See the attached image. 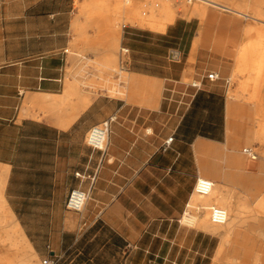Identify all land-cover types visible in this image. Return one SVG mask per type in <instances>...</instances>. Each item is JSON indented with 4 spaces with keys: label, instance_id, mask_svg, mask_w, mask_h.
<instances>
[{
    "label": "crops",
    "instance_id": "1",
    "mask_svg": "<svg viewBox=\"0 0 264 264\" xmlns=\"http://www.w3.org/2000/svg\"><path fill=\"white\" fill-rule=\"evenodd\" d=\"M74 2L0 0V209L4 202L28 246L15 249L8 264L16 254V264L24 256L27 264H211L219 255L264 264V214L257 213L264 138L257 107L227 98L233 63L209 52L210 33L203 27L199 37L195 19L176 20L163 32L124 26L119 44L129 54L120 65L134 84L124 99L92 96L79 74L86 61L105 66L110 41H91V23ZM75 33L95 47L83 48ZM211 71L218 80L205 78ZM39 96L51 100L35 102ZM54 98H64V115L84 98L90 102L63 128L49 116ZM111 117L106 152L90 149L87 132ZM251 144L262 149L257 165L259 156L250 160L239 150ZM198 178L214 184L205 203L230 207V221H237L230 233L210 226L207 211L187 209ZM73 189L88 192L80 213L65 207ZM192 217L193 225L185 223ZM237 241L249 244L236 250Z\"/></svg>",
    "mask_w": 264,
    "mask_h": 264
},
{
    "label": "bare ground",
    "instance_id": "2",
    "mask_svg": "<svg viewBox=\"0 0 264 264\" xmlns=\"http://www.w3.org/2000/svg\"><path fill=\"white\" fill-rule=\"evenodd\" d=\"M80 3L82 7L79 10V16L85 17L86 21L92 25H107L114 33H116L119 27L120 18L128 25L149 29L154 32H163L178 18L185 20L198 19L201 25H206V23L218 20L219 15L217 12L228 13L245 21L251 20L255 25L247 24L245 26V42L238 50L235 63L229 74L228 81L234 80L235 83L237 82V85L228 94L236 99L245 98V101L248 100L247 102L257 107L258 136L261 140L264 138V107H262L261 97V91L264 87V0H239V2H235L234 0H85L83 3L82 1ZM203 27L201 26L202 31L204 30L202 29ZM109 41L111 51L106 55V64L103 66L104 69L101 70L98 77L100 81L108 83L110 82L107 79L109 76V66L117 62L115 50L119 44V38L115 36L110 38ZM213 44L215 47L221 45L217 41L213 42ZM119 54L120 76L123 77V73L128 75V86L130 88L134 84L133 77L120 66L121 48ZM107 90L113 96L116 94V89L112 86H109ZM76 93L79 94L78 91ZM47 99L48 101L51 100L50 97L39 96L35 102L44 103ZM89 102L90 99L84 98L81 107L76 108L70 115H64L61 107L64 103V98H54L53 103L48 105L50 107L49 116L57 120V126L65 128L77 119L80 113L89 105ZM54 103L58 104L56 109L51 108ZM205 200H207V196L200 197L194 193L192 202L198 206L195 208L191 202V204L188 203L187 209L205 210L209 214L210 226L216 229H223L226 233L233 231L236 228L235 224L237 221H230L232 213L230 207L214 204L207 206L205 205ZM213 206H217L226 212L227 219L224 224L217 225L212 223L210 208ZM257 213L264 214V197L260 200ZM193 221H195L193 217L192 219L185 218V223L188 225H193ZM0 228H2V231L5 228L4 230L6 231L5 237H0V246L9 245L5 254H0L1 260L8 258L9 254L7 252L10 250L22 249L24 251L28 248L19 225L15 222L8 209L5 208L4 202H2L0 209ZM216 260H220V255L217 256ZM22 261L23 264H27L28 262H26L25 256ZM228 264H237V259L228 261Z\"/></svg>",
    "mask_w": 264,
    "mask_h": 264
},
{
    "label": "rangeland",
    "instance_id": "3",
    "mask_svg": "<svg viewBox=\"0 0 264 264\" xmlns=\"http://www.w3.org/2000/svg\"><path fill=\"white\" fill-rule=\"evenodd\" d=\"M81 1L83 3V1H85V0H75V2H74V8L77 9V14H78L79 10H81V7H82V5L80 3ZM234 1L239 2V0H234ZM77 14L74 15V20L77 18ZM217 14L219 15V18L215 22L206 23V25H201V22L198 19H195V22L199 23L200 26L206 27V30L210 33L209 36L211 38L212 43L215 41L221 43V50H222L221 53L212 49L213 47H215L214 44L211 45L209 52L212 54L218 55L219 57L227 58L229 60V62L231 61L234 65L237 52L245 42V40H244L245 26L247 24H253V25H255V24L252 23L251 20L245 21L242 18H239V17L236 18L232 15H229L228 13H222V12L218 13L217 12ZM177 20H182V18H178ZM124 26L134 27V26L126 24L122 20V18H120L119 27H118L116 33L111 31V28H109L107 25H92L91 24L90 27L87 28V34H92L91 35V37H92L91 41L103 40V42H104V41H107L108 39H110L111 37H115V36L119 37L121 34V30L123 29ZM237 27H238V29H237ZM216 28H222V29L216 30ZM201 31L202 30L200 29L199 37H201V34L204 30L202 32ZM237 31H241V32H239V34L237 35ZM75 35H76V43L81 44L83 48H94L95 47L94 44H89V43L84 42L87 40L83 39V41H82L81 39H79L76 33H75ZM120 48H121V43L118 44V46L115 50V55L117 57L116 64L109 66V70H108L109 76L107 77V79L110 80L109 83L105 82V81H100L97 78V75H98L97 70H99L101 72V70L104 69V67H100L99 63L96 61H94V62L86 61L85 62L86 65L83 66L82 73L79 72L80 73L79 75L82 77V79L80 80V83H81V86L83 87V90H86V91L92 93L93 94L92 96H95V97L97 96L98 92H100L101 94H107L113 98H118V99H124L125 98V95L128 93V90H127L128 75L126 73H123L122 74L123 77L120 76V71H119L120 69H119V64H118L119 58H120L119 57ZM80 56L82 58L86 57L85 51H81ZM121 59L125 60L124 57H121ZM89 69H92L95 72L92 73ZM211 72H213V71H211ZM208 73H210V72H207L206 74H208ZM228 79H229V76L226 77V81L228 82L227 98L229 99L230 95L228 93L230 90H233L236 87L237 82L235 83L234 80H230V82H229ZM191 81H193V80L192 79L184 80V82H188V83ZM109 86H112L116 89V94L114 96L108 93L107 88ZM261 97H262V107H264V87L261 91ZM245 100H246L245 98L241 99V101H243L244 103H247L248 100L247 101H245ZM250 147L253 148L254 151H256V153L259 156L258 160L253 163V164L257 165L260 162V160H262V158L260 157L261 151H262L261 146H260V144H251ZM243 148H247V146H242V147H240L239 150L242 151ZM254 169L257 170L255 167H254ZM207 179H209V178H207ZM209 204L210 203H205V205H209ZM192 205L195 208L198 206L197 204H193V202H192ZM4 229L2 231L3 237H5V235H6V231ZM241 232L245 233V228L241 229ZM231 244L232 245L234 244L235 249L239 250L242 248H246V246H248L249 243L245 242V244H244L245 247L243 246V243L240 241L233 242ZM259 244H261V243H259ZM8 248H9V245L0 246V254L1 253L5 254V252L8 250ZM11 253H17V251L16 250L15 251H13V250L9 251V253H8L9 257H11L10 256ZM231 253H232V249L229 248V250L227 251L228 256L231 255ZM236 253H238V252H236ZM16 259H17V254L15 255V258H14L15 264L17 263ZM213 259H214V257L211 259V264H228V261H230L232 259H237V264H258V262H257L258 259H255V258L241 259V258H237V257H225V258H220V260L215 259V262ZM19 260H20V258H19ZM42 260L43 259H39V260L35 259L34 264H41ZM3 261H5L4 264H6V263L8 264V258L3 260Z\"/></svg>",
    "mask_w": 264,
    "mask_h": 264
},
{
    "label": "built area",
    "instance_id": "4",
    "mask_svg": "<svg viewBox=\"0 0 264 264\" xmlns=\"http://www.w3.org/2000/svg\"><path fill=\"white\" fill-rule=\"evenodd\" d=\"M189 1H203V0H189ZM208 1V0H206ZM129 54V50L127 48H121V57H127ZM125 61L123 60L122 63ZM205 78L209 81H216L219 79V75L216 72H210L205 75ZM191 86L199 89L200 83L193 82ZM115 118L111 117L89 129L85 137L86 145L94 150L102 153L106 152L108 145V137L111 131V125L114 122ZM173 137L168 138L161 147L162 152H166L172 145ZM243 154H245L250 160H256L257 154L253 148H244ZM79 176V175H77ZM213 188V182L207 178H198L196 180L194 186V193H196L200 197H206L211 193ZM88 200V192L82 189H73L69 192L68 197L66 199L65 207L67 211L80 213L86 202ZM188 206V205H187ZM211 212V221L214 224L222 225L226 222L227 215L226 212L217 207L213 206L210 208ZM41 264H54V261L51 259H44L41 261Z\"/></svg>",
    "mask_w": 264,
    "mask_h": 264
},
{
    "label": "water",
    "instance_id": "5",
    "mask_svg": "<svg viewBox=\"0 0 264 264\" xmlns=\"http://www.w3.org/2000/svg\"><path fill=\"white\" fill-rule=\"evenodd\" d=\"M178 54L177 53H175V52H171L170 53V59L171 60H178Z\"/></svg>",
    "mask_w": 264,
    "mask_h": 264
}]
</instances>
